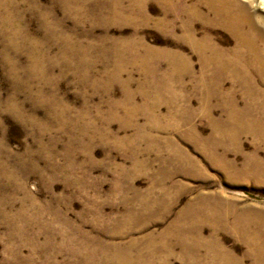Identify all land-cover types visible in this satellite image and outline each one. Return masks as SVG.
I'll return each instance as SVG.
<instances>
[{
  "label": "rangeland",
  "instance_id": "rangeland-1",
  "mask_svg": "<svg viewBox=\"0 0 264 264\" xmlns=\"http://www.w3.org/2000/svg\"><path fill=\"white\" fill-rule=\"evenodd\" d=\"M229 1L264 34L259 0H0V264H221L178 244L185 213L210 204L197 238L254 264L264 132L213 126L264 109V42L220 21Z\"/></svg>",
  "mask_w": 264,
  "mask_h": 264
},
{
  "label": "bare ground",
  "instance_id": "bare-ground-1",
  "mask_svg": "<svg viewBox=\"0 0 264 264\" xmlns=\"http://www.w3.org/2000/svg\"><path fill=\"white\" fill-rule=\"evenodd\" d=\"M259 4L264 6V0H259ZM243 6H240V7H238V5L232 6L230 1L227 2L226 7H225V11H224L225 18L221 19L220 21L228 28L234 27L233 30L237 32L239 40L241 42H243L244 44L252 45L255 41L264 42V34L258 29L259 24L263 20L260 19L259 22H258V20L256 21L254 18H252L250 15H248L246 13V11L244 10V8H246V6L245 7H243ZM142 7H140V9ZM116 15H117V13H116ZM243 26H246V27L244 28ZM250 29H255V31L257 30V32L253 34L249 31ZM190 37H191V35H190ZM189 39H191V42L193 41V43L195 45H197V43L194 40H192V38H189ZM137 49H141V51L143 52L137 58L138 61L142 64V66L144 68H148L150 63H151L152 67L155 66V69H157V67L159 65L158 60H157L158 58L157 59L154 58V61L152 59H150L151 58V50L145 46L138 47ZM199 49H200V47H199ZM216 51L213 50V53L215 55V58L219 59L220 53H217ZM135 54H136V52H135ZM203 61L208 62L205 59H203ZM216 62L217 63L215 64V66L221 65V62H218L217 60H216ZM205 64H207V63H205ZM242 71L243 72L245 71V67L244 68L242 67ZM232 73H233L232 75H234L236 72L232 70ZM219 87H220L219 83L216 82L215 88L219 89ZM263 119H264V109L262 110L261 105H260V107H258V105L256 104L254 108L253 107H243L240 109L235 107V106H232V107L228 108L224 120H222V119H219L217 121L214 120L215 125L213 126V128H214L213 129V134H214L213 136L218 138V139L221 137H230V136L236 137L237 134L240 133L237 131V129H239V128H244L241 132H247L250 134H254V132H257V130H261L262 132H264V128L263 129L261 128V125L263 124L262 122H264ZM227 126H229V128ZM218 142H219V140H216L215 143H213L215 147L217 146ZM185 160L187 161V160H189V158L185 157ZM220 165H222V164L220 163ZM255 169H259V168H257V166H256ZM216 206H217L216 204H210V205H208V208H201V207H197V206L196 207L192 206L189 209V211L187 213H185L186 215L184 214L185 219L182 217V219H184V221H182V219H181V221H179L178 225L176 224L177 225V231L179 233L178 234V237H179L178 244L182 248V252L185 254L189 253V251H192L191 249L194 250V249H198L199 247H205L208 249V254H210L212 256V261L218 259L219 255H221V257L219 258V260L221 259V261H222L221 264H229V263H231V261H230V259L227 258L228 256L223 258V255H225L224 253L227 254L228 252L225 251V248L223 247V245L221 243H219V241L216 240L214 235L208 238V245H207L204 243L205 242L204 240L197 238V236L200 235V232L198 230H195L194 228H192V225H191V224H193V222L191 220H194L197 218L206 219V221H210V222L216 224L217 222H215V221H216L217 217L215 218V216H213V214L215 213L216 216H218L217 213L220 211V210L219 211L216 210ZM172 230H174V229H172ZM250 245L251 246H249L248 251L250 254H253L255 256L254 264H264V245H261V246L260 245L257 246V245H253V244H250ZM108 256H110V260L112 261L113 264H140V262L142 264L147 263V262H143L142 256L139 257V255H138L137 257L134 258V257L130 256L129 252H125V253L120 254V255L117 253H112L111 255H107L106 257H108ZM135 260H139V262L138 261L134 262ZM214 263H215V261H214Z\"/></svg>",
  "mask_w": 264,
  "mask_h": 264
}]
</instances>
